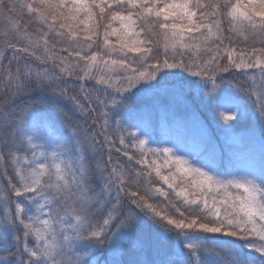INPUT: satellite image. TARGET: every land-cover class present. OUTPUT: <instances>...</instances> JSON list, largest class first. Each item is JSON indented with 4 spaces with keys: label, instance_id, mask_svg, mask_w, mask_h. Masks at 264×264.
Segmentation results:
<instances>
[{
    "label": "snow or ice",
    "instance_id": "6c2138e0",
    "mask_svg": "<svg viewBox=\"0 0 264 264\" xmlns=\"http://www.w3.org/2000/svg\"><path fill=\"white\" fill-rule=\"evenodd\" d=\"M0 18V264H264V0Z\"/></svg>",
    "mask_w": 264,
    "mask_h": 264
},
{
    "label": "trees",
    "instance_id": "16d2710c",
    "mask_svg": "<svg viewBox=\"0 0 264 264\" xmlns=\"http://www.w3.org/2000/svg\"><path fill=\"white\" fill-rule=\"evenodd\" d=\"M70 83H72V81ZM74 84H75V82H73L72 84H69V81H68L67 85H65V86H67L69 88L70 95L71 94H77V92H78V89L74 87ZM70 107L71 106L69 104L68 105V109H69L68 110V120H67V123H65V125H64V127L68 126V128H69V125H75L76 123L80 122V117L78 116L79 118L77 119V115H74L75 113L73 114V111L71 110ZM89 121H91V120H89ZM113 156H114V159H115L116 158V154L114 153ZM120 159H121V161L125 160V158L123 156H120Z\"/></svg>",
    "mask_w": 264,
    "mask_h": 264
},
{
    "label": "rangeland",
    "instance_id": "374dc122",
    "mask_svg": "<svg viewBox=\"0 0 264 264\" xmlns=\"http://www.w3.org/2000/svg\"><path fill=\"white\" fill-rule=\"evenodd\" d=\"M3 28H4V21H3V19L2 18H0V32H2L3 31ZM72 81V83L73 82H75V84H74V87L75 88H77L78 89V87H77V82L74 80V79H70L69 80V84H72V83H70ZM92 86V84H91V82H89V87H91ZM98 87V86H97ZM70 106H71V104H70ZM71 108V107H70ZM72 110V109H71ZM73 111V114L74 115H77V119L80 117L79 116V113L77 112V111H75V110H72ZM79 116V117H78ZM79 123V122H78ZM88 123L89 124H91L92 122L91 121H88ZM77 124V123H76ZM65 129L67 130V131H70L71 129L70 128H68V126L67 127H65ZM3 186V184H0V187H2Z\"/></svg>",
    "mask_w": 264,
    "mask_h": 264
}]
</instances>
